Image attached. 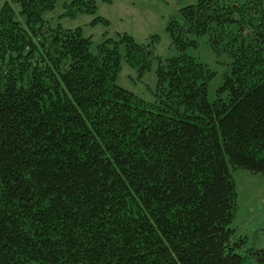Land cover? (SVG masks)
<instances>
[{
  "label": "trees",
  "instance_id": "1",
  "mask_svg": "<svg viewBox=\"0 0 264 264\" xmlns=\"http://www.w3.org/2000/svg\"><path fill=\"white\" fill-rule=\"evenodd\" d=\"M84 13L95 0L0 9V264H264L233 226L232 175L264 174L263 0L182 7L166 59L157 35L93 50L59 23ZM198 37L232 60L213 101L216 72L187 54ZM155 61L152 100L118 84L124 62L143 76Z\"/></svg>",
  "mask_w": 264,
  "mask_h": 264
},
{
  "label": "rangeland",
  "instance_id": "2",
  "mask_svg": "<svg viewBox=\"0 0 264 264\" xmlns=\"http://www.w3.org/2000/svg\"><path fill=\"white\" fill-rule=\"evenodd\" d=\"M5 1L0 0V9ZM196 2L197 0H112L111 3H106L95 0L96 14H79L74 18L61 19L59 23L65 28L82 27L84 34L92 38L93 50L105 37H113L117 33H127L139 43H147L151 36L157 35L159 39L155 46V55L166 59L178 55L166 30L168 22L177 16L182 7ZM62 12V1H59L55 10L46 17L51 23H57ZM97 16L108 23L91 25V21ZM196 39L198 46L189 48L187 54L216 72L208 84V99L213 101L217 88L223 83L224 75L230 72L232 60L227 54H215L206 37ZM156 68L155 61L151 71L140 76L137 70L124 62L118 84L145 100H152L157 82ZM232 175L238 191V211L233 226L239 235L247 238L249 247H264V174L235 169Z\"/></svg>",
  "mask_w": 264,
  "mask_h": 264
}]
</instances>
